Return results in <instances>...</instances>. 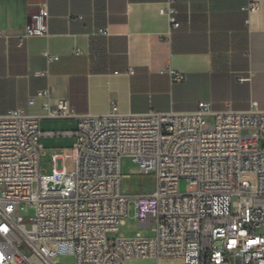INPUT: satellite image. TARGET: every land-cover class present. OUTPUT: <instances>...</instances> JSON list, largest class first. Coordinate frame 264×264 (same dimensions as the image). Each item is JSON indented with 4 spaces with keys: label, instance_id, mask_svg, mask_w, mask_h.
Segmentation results:
<instances>
[{
    "label": "built area",
    "instance_id": "1",
    "mask_svg": "<svg viewBox=\"0 0 264 264\" xmlns=\"http://www.w3.org/2000/svg\"><path fill=\"white\" fill-rule=\"evenodd\" d=\"M166 2L160 14L178 28L173 0ZM47 17L40 5L20 39L45 35ZM164 71L171 82L184 79ZM43 108L47 118H74L75 129L43 133L39 117L23 108L0 115V264H58L64 256L73 264H264V111L255 102L245 111H213L201 102L193 112L146 114H122L112 102L105 114L78 115L60 98ZM43 136L74 138L71 153L51 156L49 172L41 170ZM122 157L141 173L155 172L151 194L120 193ZM70 158L71 172L57 166ZM130 204L151 235L118 234Z\"/></svg>",
    "mask_w": 264,
    "mask_h": 264
},
{
    "label": "crops",
    "instance_id": "2",
    "mask_svg": "<svg viewBox=\"0 0 264 264\" xmlns=\"http://www.w3.org/2000/svg\"><path fill=\"white\" fill-rule=\"evenodd\" d=\"M250 2L258 7L247 14L241 8ZM40 5L48 11L46 34L21 40ZM167 5L0 0V115L23 108L39 117V128L42 119L69 126L46 133L75 129L74 118L46 117L43 104L60 98L78 115L105 114L112 102L122 114L188 113L201 102L213 111H245L255 102L264 111V0H173L178 28L160 14ZM45 53L57 59L48 63ZM167 67L184 79L171 82ZM45 89L48 97L37 96ZM55 137L63 136L41 139Z\"/></svg>",
    "mask_w": 264,
    "mask_h": 264
},
{
    "label": "rangeland",
    "instance_id": "3",
    "mask_svg": "<svg viewBox=\"0 0 264 264\" xmlns=\"http://www.w3.org/2000/svg\"><path fill=\"white\" fill-rule=\"evenodd\" d=\"M207 121L212 123L213 118L208 117ZM69 128L66 125V121H55V120H40V130H59ZM41 143L44 145V155L40 158L41 170L49 172L52 167L51 156L53 154H58L63 157L64 152L71 153V146L74 142L72 137H55V138H42ZM260 145L264 144V139H260ZM121 174L124 175L120 181V193L124 196L133 198L139 195L151 194L156 188V174L155 172H150L147 174L141 173L137 170L136 165L131 162L127 157H122L120 161ZM58 167H64L67 172L73 170V161L69 160L57 161ZM127 175V177H126ZM245 180L255 181V177L248 175L244 176ZM186 188V182L182 180L180 182V189L184 191ZM133 206L130 204L129 216L125 219L123 225H120L118 234L124 236H134L140 233L143 236L151 235V229L141 228L138 226L137 222L133 219ZM259 232L264 233V229H260ZM118 234L110 233L108 234L109 239H114ZM58 264H73V258L71 256H64L57 258Z\"/></svg>",
    "mask_w": 264,
    "mask_h": 264
}]
</instances>
